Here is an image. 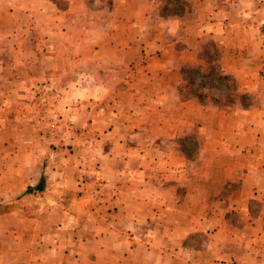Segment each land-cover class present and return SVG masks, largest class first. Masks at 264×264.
Wrapping results in <instances>:
<instances>
[{
    "label": "crops",
    "instance_id": "1",
    "mask_svg": "<svg viewBox=\"0 0 264 264\" xmlns=\"http://www.w3.org/2000/svg\"><path fill=\"white\" fill-rule=\"evenodd\" d=\"M164 1L0 0V171L39 159L63 118H82L72 139L91 161L55 154L50 242L0 264H264V0H179L190 10L163 18ZM203 41L241 93L263 97L259 111L179 96L180 68L204 64ZM191 132L196 165L178 143ZM77 165L102 196H72ZM227 181L237 187L223 201ZM0 200V221L21 215ZM193 235L205 238L192 246Z\"/></svg>",
    "mask_w": 264,
    "mask_h": 264
},
{
    "label": "rangeland",
    "instance_id": "2",
    "mask_svg": "<svg viewBox=\"0 0 264 264\" xmlns=\"http://www.w3.org/2000/svg\"><path fill=\"white\" fill-rule=\"evenodd\" d=\"M190 8L191 6L188 2L165 0L162 7H159V15L163 18L174 15L178 16L184 10L186 12L189 11ZM153 15H155V13H153L150 18H153ZM100 35L101 31L95 30L94 36L99 37ZM78 68L83 69V64H80ZM91 69L93 72L99 70L98 64L95 66L93 65ZM179 91L186 92V90H180V88ZM260 98L263 97H258L256 95L249 96L248 103H250V105L247 108H241L239 105L227 107L224 106L227 104L226 102H221L217 104L218 107H214L208 100L205 102V106L222 110L232 109L233 111L235 110L234 112L237 114H240L243 111L242 109H252L256 111L260 105ZM261 113L264 114V111L262 110ZM253 119L255 118L252 117V120ZM83 123L82 118L75 127L65 118L61 121H57L53 129L49 127L47 130V133L50 134H46L45 136L48 137L49 140L40 141V145L38 144L36 146V149H39L40 152L39 159L33 156L17 157L14 158V160L15 162L23 164L24 170L22 173L13 172L15 166H13L11 173L8 172L7 174L0 171V199L4 197L12 198V214L14 212H20L21 214L20 216L16 215V217L12 215L10 220L0 221V253L13 252L18 255L21 251L30 250L33 252L37 245H46L50 242V233L48 232L47 226L53 225L54 222V217L51 212L53 205L49 204L44 198L56 196L55 190L50 186V182L56 178L53 173L55 171L54 162L57 160L56 156L58 155L55 156V154L59 152L65 154V156L70 155L76 163L78 161L84 162L86 166H89L91 161L89 162L87 156H85V142L82 140H73L76 136H81V138H83L82 133L85 132V128L83 127L85 124ZM51 129L53 131H50ZM261 131H263V129ZM49 142L51 143L49 144ZM178 143L185 157L193 161L194 165H196L195 163L199 161V156H197L199 155V149L203 150L201 141L197 140L195 135L191 132L183 140L178 141ZM92 144H95V142H92ZM93 150L94 149H92V152ZM36 161L37 163L35 165ZM87 162L88 164H86ZM71 174L76 183L72 194L73 197L76 199H86L87 197L98 198V196H102L98 194L97 188L93 191L91 187L89 189L85 188V183L97 184V180L94 177V170H89V167L81 170L80 166L77 165L76 169H74ZM62 178L68 181L71 180V178L69 180V177L67 178L66 176ZM5 180L8 182L7 184L9 187L4 188L2 186V182ZM81 186H83L84 189H82ZM236 187V183L227 181L219 194L221 200L225 201L231 193L235 192ZM223 205L224 203H221L220 206L223 207ZM251 207L252 210L255 211L258 209L259 204L255 203ZM234 216V214H228L227 220L234 222ZM9 228L10 232L7 231ZM3 232L6 234L4 235ZM202 238H205V236H190V244L196 246L199 241H202ZM2 260L3 262L5 261L4 258Z\"/></svg>",
    "mask_w": 264,
    "mask_h": 264
},
{
    "label": "trees",
    "instance_id": "3",
    "mask_svg": "<svg viewBox=\"0 0 264 264\" xmlns=\"http://www.w3.org/2000/svg\"><path fill=\"white\" fill-rule=\"evenodd\" d=\"M201 52L204 56L203 65L181 66L184 80L180 90L184 89L186 92L179 91V96H188L200 106H205L208 100L214 107L226 102L224 106L227 107L239 105L247 108L250 105L249 96L239 92L232 78L220 71L218 47L212 42L203 41Z\"/></svg>",
    "mask_w": 264,
    "mask_h": 264
}]
</instances>
